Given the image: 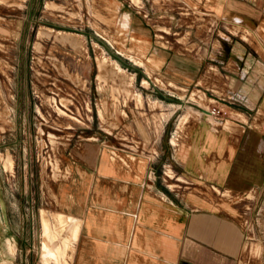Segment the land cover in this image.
Returning a JSON list of instances; mask_svg holds the SVG:
<instances>
[{"label": "crops", "instance_id": "1", "mask_svg": "<svg viewBox=\"0 0 264 264\" xmlns=\"http://www.w3.org/2000/svg\"><path fill=\"white\" fill-rule=\"evenodd\" d=\"M177 2L162 16L179 15V29L197 39L172 41L170 20L163 23L167 36L153 48L165 50L172 93L153 99L162 109L126 154L133 162L89 143L59 189L64 214L81 224L74 257L80 241L87 264H241L264 230V0ZM176 45L184 51L171 53ZM216 104L229 116L202 114ZM143 106L136 103L140 113ZM121 111L115 129L128 115Z\"/></svg>", "mask_w": 264, "mask_h": 264}, {"label": "rangeland", "instance_id": "2", "mask_svg": "<svg viewBox=\"0 0 264 264\" xmlns=\"http://www.w3.org/2000/svg\"><path fill=\"white\" fill-rule=\"evenodd\" d=\"M0 1L10 4L0 5V264H56L43 256L47 235L61 264L60 219L68 214L58 192L72 178L77 151L102 143L113 160L133 162L126 154L156 120L152 110L162 109L153 99L172 93L159 57L165 50L153 48L167 36L163 23L170 20L172 41L194 42L197 32L179 29V15L162 16L164 5L178 9L177 0ZM187 51L198 49L191 43ZM122 109L128 115L115 129ZM157 118L160 131L166 117ZM80 230L78 222L75 242ZM257 234L241 264H264V230ZM68 262L87 264L80 241Z\"/></svg>", "mask_w": 264, "mask_h": 264}, {"label": "bare ground", "instance_id": "3", "mask_svg": "<svg viewBox=\"0 0 264 264\" xmlns=\"http://www.w3.org/2000/svg\"><path fill=\"white\" fill-rule=\"evenodd\" d=\"M105 67V66H104ZM105 69V68H104ZM60 222L62 224V242L65 244V256L64 259H61V264H69L68 258L72 260L74 256V246H75V234L77 230V224L75 220L69 215H62ZM43 256L46 262L48 259H54L56 264H60V252L58 247L53 243V240L50 235L45 237L43 242ZM44 261V260H43ZM45 263V261H44ZM43 263V264H44ZM51 262H48L50 264Z\"/></svg>", "mask_w": 264, "mask_h": 264}, {"label": "built area", "instance_id": "4", "mask_svg": "<svg viewBox=\"0 0 264 264\" xmlns=\"http://www.w3.org/2000/svg\"><path fill=\"white\" fill-rule=\"evenodd\" d=\"M202 114L208 115L213 118H225L229 116V110L216 104L203 109Z\"/></svg>", "mask_w": 264, "mask_h": 264}]
</instances>
